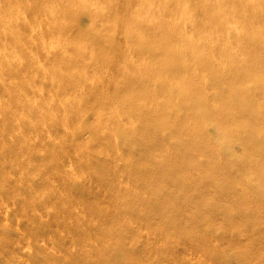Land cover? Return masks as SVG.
I'll list each match as a JSON object with an SVG mask.
<instances>
[{
    "label": "rangeland",
    "instance_id": "obj_1",
    "mask_svg": "<svg viewBox=\"0 0 264 264\" xmlns=\"http://www.w3.org/2000/svg\"><path fill=\"white\" fill-rule=\"evenodd\" d=\"M180 14L193 44L167 51L182 55L117 62L120 38H86L93 85L0 114V264H264V0Z\"/></svg>",
    "mask_w": 264,
    "mask_h": 264
},
{
    "label": "bare ground",
    "instance_id": "obj_2",
    "mask_svg": "<svg viewBox=\"0 0 264 264\" xmlns=\"http://www.w3.org/2000/svg\"><path fill=\"white\" fill-rule=\"evenodd\" d=\"M66 1L34 0L36 4L31 5L28 0H0L1 118L16 109L52 107V104L30 99L40 96L44 90L93 85V80H87L86 75L79 76L78 72L83 66L91 68L93 64V56L88 52L94 47H79L83 39L98 44L102 38L115 36L120 40L108 52L116 51L117 62L136 55L139 60L155 66L159 61L182 55L174 48L167 51L175 40L186 42L190 48L193 44L194 24L180 14L184 0H169L165 4L164 0L152 3L147 0H71L78 7L75 12L76 8L73 10ZM77 15H87L90 24L96 22L97 28L84 31L79 27L81 18ZM99 25L112 31L95 32ZM96 33L99 35L91 36ZM132 34L143 35V40L134 47L128 44ZM178 71L179 68L174 67L164 73ZM150 72H154L155 77L163 75L161 69ZM24 82H28L27 87H23ZM87 89L106 91L95 86ZM108 90L119 91L116 87ZM84 105L94 109L105 106L94 100ZM23 114L27 111L23 110Z\"/></svg>",
    "mask_w": 264,
    "mask_h": 264
}]
</instances>
